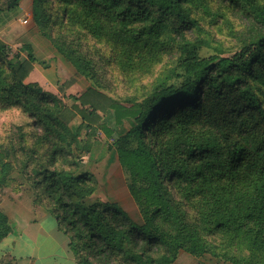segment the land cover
I'll list each match as a JSON object with an SVG mask.
<instances>
[{
	"label": "trees",
	"instance_id": "16d2710c",
	"mask_svg": "<svg viewBox=\"0 0 264 264\" xmlns=\"http://www.w3.org/2000/svg\"><path fill=\"white\" fill-rule=\"evenodd\" d=\"M47 1L34 0L44 25L80 28L110 48L100 63L111 61L126 75L151 73L176 53L170 73L142 101L118 102L101 92L94 65L87 73L92 87L66 108L25 84L38 62L32 46L14 53L0 39V102L20 108L38 129L31 137L19 130L20 143L9 153L22 157L20 169L65 226L78 264H174L181 251L264 264V0H64L49 14ZM20 3L9 1L8 10ZM197 3L242 21L233 56L201 54L207 40L193 35L201 28ZM74 116L88 136L100 125L114 138L143 224L115 203H86L97 184L77 154L91 152L92 141H78L68 125ZM112 120L135 126L119 136L106 126ZM7 155L0 150V185L10 180ZM12 233L0 210V245Z\"/></svg>",
	"mask_w": 264,
	"mask_h": 264
},
{
	"label": "rangeland",
	"instance_id": "374dc122",
	"mask_svg": "<svg viewBox=\"0 0 264 264\" xmlns=\"http://www.w3.org/2000/svg\"><path fill=\"white\" fill-rule=\"evenodd\" d=\"M9 1L0 0V39L14 53L23 45L32 46L38 62L25 84L37 85L41 92L54 96L66 108H72L76 98L92 87L88 74L94 65L96 88L124 103L142 101L155 83L174 67L175 51L151 73H139L135 77L126 75L111 61L100 63L101 58L110 55V48L84 34L80 28L72 29L55 21L44 25L41 14H36L34 0H21L20 6L11 10H8ZM45 4L49 14L53 5L62 6L64 0H48ZM194 12V17L200 19L201 28L193 35L207 40L201 54L233 56L239 48L234 32L241 29L242 21L224 9L217 11V6L207 10L197 3ZM74 61L81 65L76 67ZM32 121L33 118L20 108L4 109L0 102V150L8 154L4 161L11 164L9 184L0 185V210L10 218L15 229L0 245V264H78L68 249L70 237L65 226L58 225L54 214L45 207L48 201L41 200L26 173L20 169L23 168L22 157L19 155L14 159L10 154L12 147L20 143L19 130L29 137L38 131ZM68 125L74 133H79L78 141L84 143L88 138L92 141L91 152L77 154L82 171L94 175L97 184L96 192L86 203H115L136 223L143 224L138 203L128 187L129 177L119 161L114 138L109 137L100 125H96L95 136H88L87 125L79 116L72 117ZM106 126L124 136L135 124L127 120L123 126L117 127L112 120ZM33 141V138H27V146L31 147ZM205 261L228 264L211 255ZM183 263L191 264L187 259Z\"/></svg>",
	"mask_w": 264,
	"mask_h": 264
},
{
	"label": "crops",
	"instance_id": "0c3cea01",
	"mask_svg": "<svg viewBox=\"0 0 264 264\" xmlns=\"http://www.w3.org/2000/svg\"><path fill=\"white\" fill-rule=\"evenodd\" d=\"M13 231L15 232V229L13 227ZM187 259L191 264H220V263H211L210 261H205L199 258H196L192 255H190L187 252L181 251L178 259L176 260V262L174 264H184L183 261ZM229 264V263H228Z\"/></svg>",
	"mask_w": 264,
	"mask_h": 264
}]
</instances>
